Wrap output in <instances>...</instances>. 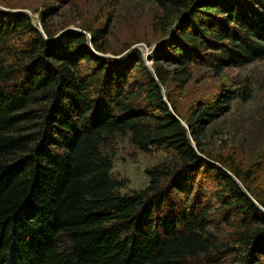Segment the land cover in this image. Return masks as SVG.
<instances>
[{
  "label": "trees",
  "instance_id": "obj_1",
  "mask_svg": "<svg viewBox=\"0 0 264 264\" xmlns=\"http://www.w3.org/2000/svg\"><path fill=\"white\" fill-rule=\"evenodd\" d=\"M153 1L150 68L139 49L105 58L103 29L44 36L0 11V264H264V200L203 144L241 90L187 119L174 96L197 69L264 59V0ZM122 138L164 154L145 189L113 175Z\"/></svg>",
  "mask_w": 264,
  "mask_h": 264
},
{
  "label": "rangeland",
  "instance_id": "obj_2",
  "mask_svg": "<svg viewBox=\"0 0 264 264\" xmlns=\"http://www.w3.org/2000/svg\"><path fill=\"white\" fill-rule=\"evenodd\" d=\"M0 8L27 11L42 29L43 20L57 31L103 29L107 57L119 54L117 58H121L138 46L145 61L150 58L151 66L159 43L158 34L151 28L158 11L153 0H0ZM224 88L240 89L242 97L249 99L234 100L230 112L209 127L203 144L213 156L246 170L250 186L264 200V59L244 67H229L220 77L197 69L186 89L174 92V96L181 116L187 119L200 101L212 100ZM164 158L162 153L138 152L126 138L120 139L113 175L124 181L122 192L145 189L149 183L147 170Z\"/></svg>",
  "mask_w": 264,
  "mask_h": 264
},
{
  "label": "water",
  "instance_id": "obj_3",
  "mask_svg": "<svg viewBox=\"0 0 264 264\" xmlns=\"http://www.w3.org/2000/svg\"><path fill=\"white\" fill-rule=\"evenodd\" d=\"M0 11H4V12H20V13L28 14V15L30 16L29 12H27V11H23V10H8V9L0 8ZM33 24H34L35 28L45 36L43 29H42L41 27H39V26L36 24V22L34 21V19H33ZM88 38L90 39L89 44L91 45V41H92V40H91L90 35H88ZM135 49H139L138 46L135 47L133 50H135ZM93 51H94V50H93ZM96 55H98V54L96 53ZM101 56H103V55H101ZM104 57H105V58H115V57H107V56H105V55H104ZM149 60H150V58H148L146 62H147V66L150 68ZM151 71H152V69H151ZM152 72L154 73V71H152ZM175 117H176L177 119H179L176 115H175ZM182 124L185 126V128H186V130H187V132H188V137H189V139L192 141L193 147L196 149V145L194 144V141H193L192 136H191V134H190L189 127H188L185 123H182ZM255 204L258 206L259 209H261L262 211H264V209H263L260 205H258L257 202H255Z\"/></svg>",
  "mask_w": 264,
  "mask_h": 264
}]
</instances>
